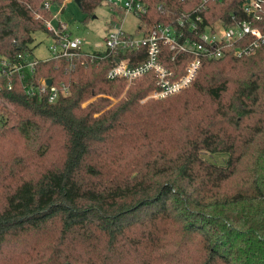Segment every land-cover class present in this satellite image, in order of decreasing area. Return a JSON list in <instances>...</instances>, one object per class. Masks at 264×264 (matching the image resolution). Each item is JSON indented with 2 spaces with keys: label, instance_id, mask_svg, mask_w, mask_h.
Listing matches in <instances>:
<instances>
[{
  "label": "trees",
  "instance_id": "obj_1",
  "mask_svg": "<svg viewBox=\"0 0 264 264\" xmlns=\"http://www.w3.org/2000/svg\"><path fill=\"white\" fill-rule=\"evenodd\" d=\"M45 1L0 0V58L48 31ZM144 1L149 27L203 4L207 21L228 20L245 0ZM110 65L39 60L0 78V264H264V45L204 64L165 99L144 101L156 73L129 84ZM42 78L70 94L29 95Z\"/></svg>",
  "mask_w": 264,
  "mask_h": 264
},
{
  "label": "built area",
  "instance_id": "obj_2",
  "mask_svg": "<svg viewBox=\"0 0 264 264\" xmlns=\"http://www.w3.org/2000/svg\"><path fill=\"white\" fill-rule=\"evenodd\" d=\"M206 2V0H204ZM114 11L133 14L140 19L135 32L123 28L122 19H111L107 24L103 41L92 42L84 36L73 35L68 25L59 21L54 25L51 19L45 20V27L52 35L49 55L40 59L32 51L20 53L14 59L0 58V78L15 73L33 75L39 60L67 59L71 64L88 59H110L107 78L126 79L129 84L149 72L157 74L156 87L147 95L153 99H165L190 86L200 69L206 63L227 56L244 57L255 53L264 45V0H245L239 12H233L228 20L218 18L207 21L202 14L206 5L193 12L175 13L173 6H166L164 13L176 17L169 23L156 22L148 27L142 17L149 12L144 0H102ZM53 3L46 0L43 7L50 10ZM162 8V5H159ZM59 11L53 16L56 17ZM164 46L169 48L168 56ZM142 51L144 57L132 53ZM141 54V53H140ZM119 59V61H118ZM186 63L184 73L176 77L175 71L165 61ZM186 61V62H185ZM42 78L38 83L31 81L24 88L35 97H47L53 102L70 94V86L47 82ZM8 87H12L9 84Z\"/></svg>",
  "mask_w": 264,
  "mask_h": 264
},
{
  "label": "rangeland",
  "instance_id": "obj_3",
  "mask_svg": "<svg viewBox=\"0 0 264 264\" xmlns=\"http://www.w3.org/2000/svg\"><path fill=\"white\" fill-rule=\"evenodd\" d=\"M53 3V0H50ZM61 5L52 4L50 8V18L54 25H58L62 21L68 25V31L73 35L84 36L92 42L103 41L106 34L107 24L111 19H123V28L128 32H135L140 19L133 14H126L124 12H116L106 2L101 4L95 9L90 16L86 15L80 5L75 0H63ZM62 8L64 11L61 12ZM59 11V14L54 17L53 15ZM34 40L31 43L33 56L36 58H44L49 55L48 47L52 43V35L49 31L38 30L33 34ZM128 86H130L128 84ZM152 99L148 96L144 101ZM202 156L207 160L214 162L218 165L226 164L228 155L225 153H213L203 151Z\"/></svg>",
  "mask_w": 264,
  "mask_h": 264
},
{
  "label": "water",
  "instance_id": "obj_4",
  "mask_svg": "<svg viewBox=\"0 0 264 264\" xmlns=\"http://www.w3.org/2000/svg\"><path fill=\"white\" fill-rule=\"evenodd\" d=\"M75 1L80 5V3H81L82 0H75ZM63 11H64V8H62L61 12H63ZM118 61H119V59H118ZM47 82L49 84H51L52 80L51 79H48Z\"/></svg>",
  "mask_w": 264,
  "mask_h": 264
}]
</instances>
